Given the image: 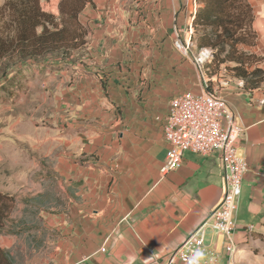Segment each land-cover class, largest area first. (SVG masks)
Segmentation results:
<instances>
[{"label":"crops","instance_id":"crops-1","mask_svg":"<svg viewBox=\"0 0 264 264\" xmlns=\"http://www.w3.org/2000/svg\"><path fill=\"white\" fill-rule=\"evenodd\" d=\"M92 1L78 15L87 28L84 49L90 60L109 72L104 76L108 82L97 70L84 77L82 105L68 118L66 139H59L49 153L67 197L61 208L59 197L46 193L50 201L38 206L52 211L42 226L45 233L51 231L41 236L53 237L51 257L60 264H187L175 250L200 230L213 253L200 254L199 264H262L252 260L258 257L252 246L264 236V0H249L258 38L247 50L263 57L250 67L263 71L259 84L239 86L238 77L230 74L206 84L209 90H219L241 127L236 153L248 166L231 234L213 226V212L225 193L218 152L185 151L178 168L162 171L169 102L185 90L200 91L204 80L191 54L173 44L180 27L195 15L194 1L147 0L145 8L158 28L152 42L157 41L154 46L162 51L131 62L123 37L132 25L122 8L110 4V9L105 5L95 10ZM112 12L121 14L118 31L100 22ZM19 220V227L8 231L26 228L29 221ZM20 237L24 246H33L27 233ZM5 247L13 256L11 238H6ZM34 251L24 264L45 260L39 257L41 249Z\"/></svg>","mask_w":264,"mask_h":264},{"label":"rangeland","instance_id":"rangeland-1","mask_svg":"<svg viewBox=\"0 0 264 264\" xmlns=\"http://www.w3.org/2000/svg\"><path fill=\"white\" fill-rule=\"evenodd\" d=\"M4 1L0 0V5ZM95 1L96 5L93 7L95 10L102 9L105 5L110 9V4L122 8L129 25H132L131 32H124L123 37L128 46L124 51L129 62L153 57L154 52L162 51L158 46H154L157 41L152 42L158 28L152 25L151 12L149 8H145L147 0ZM120 15L118 12L109 13L101 17L100 22L109 24L118 31ZM4 20H6V12L1 11L0 25ZM182 28L180 27V32H183L185 27ZM111 36L118 39V36L114 37L113 34ZM176 39L173 40L174 48L179 50L175 44ZM196 49L195 46L193 50ZM89 55L87 48L75 50L66 58L60 53L46 54L38 60L26 59L6 65L4 73H1L4 66L1 65L0 190L15 196L10 219L29 221L26 228L22 227L23 231L21 228L16 233L8 231L13 226L7 221L6 230L0 233L2 247L6 245V238H11V250L16 264H24L26 256L31 258L35 255V249H41L40 258L45 257V260L38 264H60L58 258L51 257V251L54 249L53 237L45 236V240L41 239L45 233L42 226L47 223L46 218L52 211L33 206L24 198L44 191L45 194L57 195L61 200V208H64L67 201L65 183L56 176L55 159L49 153L59 139H66L68 118L77 110L78 105H82V90L86 84L84 77L93 75L97 70L105 80L104 76L109 73L90 60ZM218 73L224 75L227 72L221 68ZM105 82H108V78ZM64 150L68 153L66 147ZM50 231L48 229L45 234ZM26 233L31 236L32 247L24 246V242L20 241V234ZM25 247L28 249L26 250ZM252 247L259 257H254L252 260L254 262L260 260L264 264V236Z\"/></svg>","mask_w":264,"mask_h":264},{"label":"trees","instance_id":"trees-1","mask_svg":"<svg viewBox=\"0 0 264 264\" xmlns=\"http://www.w3.org/2000/svg\"><path fill=\"white\" fill-rule=\"evenodd\" d=\"M193 1L196 10L190 23L196 47L212 51L211 61L203 68L206 84L213 85L220 76L218 71L224 68L226 74L257 86L263 71L250 67L263 57L247 50L256 45L258 38L250 1ZM91 3L92 0H5L0 5V12H6V20L0 25V68L4 65L1 73L6 72V65L17 61L38 60L54 53L66 58L84 48L87 28L78 15ZM24 200L37 207H44L50 201L41 193ZM14 203V194L0 190V233L6 230L7 221L14 225L12 230L20 225V220L10 219ZM0 264H16L9 250L1 246Z\"/></svg>","mask_w":264,"mask_h":264},{"label":"built area","instance_id":"built-area-1","mask_svg":"<svg viewBox=\"0 0 264 264\" xmlns=\"http://www.w3.org/2000/svg\"><path fill=\"white\" fill-rule=\"evenodd\" d=\"M193 30L189 23L183 32H178L175 44L183 54H191L196 69L203 75L204 66L212 59V51L206 47L193 50L196 46ZM227 80L223 83H227ZM236 82L239 86H244L245 80L238 77ZM163 133L168 144L163 172L178 168L182 164L185 151L202 155L214 152L220 154L224 168L225 193L213 212V226L218 231L231 234L235 228L234 214L240 186L248 166L236 153L241 127L234 121L226 99L219 90H209L205 80H202L200 91L185 90L171 98ZM175 253L184 263L199 264L200 254H212L213 251L205 246L201 231L196 230L178 245Z\"/></svg>","mask_w":264,"mask_h":264}]
</instances>
